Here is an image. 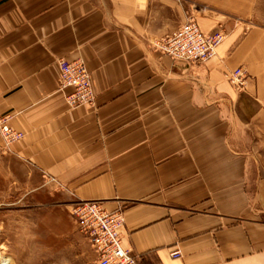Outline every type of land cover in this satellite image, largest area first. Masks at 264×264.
I'll return each mask as SVG.
<instances>
[{
	"label": "crops",
	"instance_id": "obj_1",
	"mask_svg": "<svg viewBox=\"0 0 264 264\" xmlns=\"http://www.w3.org/2000/svg\"><path fill=\"white\" fill-rule=\"evenodd\" d=\"M189 19L225 33L205 62L159 48ZM0 119L24 135L0 132L1 202L121 209L139 264H264V0H0Z\"/></svg>",
	"mask_w": 264,
	"mask_h": 264
},
{
	"label": "built area",
	"instance_id": "obj_2",
	"mask_svg": "<svg viewBox=\"0 0 264 264\" xmlns=\"http://www.w3.org/2000/svg\"><path fill=\"white\" fill-rule=\"evenodd\" d=\"M225 39L223 31L206 32L195 19H189L179 29L166 35L159 48L175 60L205 62L216 52ZM60 88L72 91L66 95L71 107L90 106L95 103L92 74L82 60L60 59ZM228 80L237 89H243L247 75L243 68L228 74ZM0 131L6 146L23 138V133L13 129L5 119H0ZM70 214L79 231L93 248L97 264H139L132 252L124 247L121 230L125 225L123 210H108L101 201H80L73 204ZM179 251L173 253L179 255Z\"/></svg>",
	"mask_w": 264,
	"mask_h": 264
},
{
	"label": "rangeland",
	"instance_id": "obj_3",
	"mask_svg": "<svg viewBox=\"0 0 264 264\" xmlns=\"http://www.w3.org/2000/svg\"><path fill=\"white\" fill-rule=\"evenodd\" d=\"M19 195L0 201V256L11 258L13 264H97L68 210L30 202L23 207Z\"/></svg>",
	"mask_w": 264,
	"mask_h": 264
},
{
	"label": "bare ground",
	"instance_id": "obj_4",
	"mask_svg": "<svg viewBox=\"0 0 264 264\" xmlns=\"http://www.w3.org/2000/svg\"><path fill=\"white\" fill-rule=\"evenodd\" d=\"M0 264H13L11 258L0 256Z\"/></svg>",
	"mask_w": 264,
	"mask_h": 264
}]
</instances>
